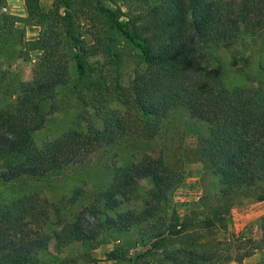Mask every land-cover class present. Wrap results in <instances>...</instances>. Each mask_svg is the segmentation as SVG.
Masks as SVG:
<instances>
[{"label":"trees","instance_id":"1","mask_svg":"<svg viewBox=\"0 0 264 264\" xmlns=\"http://www.w3.org/2000/svg\"><path fill=\"white\" fill-rule=\"evenodd\" d=\"M123 1L139 11L124 12L118 0H52L50 11L45 13L40 0H25L29 15L39 19L36 45L42 53L40 79L20 91L13 105L0 107V160L4 164L0 181H39L85 159L87 155L80 151L99 147L103 134L118 131V117L106 119L102 132L88 116L93 139L75 131L42 146L34 139V133L62 109L59 87L67 86L74 78L72 59L78 78L93 77L87 75L88 64L82 58L119 57L114 45L117 34L139 51L143 66L125 84L118 61L107 62L103 65L109 78L107 89L121 93L127 108L136 113V122L153 135L160 121L177 107H184L192 118L208 126V134L199 139L195 150L196 160L218 178L219 189L212 197L204 195L201 199L207 209L204 222L224 225L236 205L249 200L264 202V84L227 89L207 65L215 50L238 45L244 31L264 28V0ZM5 3L0 0L1 16H5ZM83 19L90 23L85 31ZM85 35L93 39L92 45ZM146 179L151 180L152 187L142 209L101 219V211L92 204L78 216L89 214L93 222L76 226L66 223L49 236L51 211L59 213L60 209L47 198L30 194L0 202V264H40L50 238L58 252L74 243L92 250L104 244L108 231L128 230L166 218L165 202L185 175L162 159L149 156L137 164L115 169L113 184L102 194L105 209H118L123 204L118 198L121 192L132 190L133 195L140 181ZM76 199L77 196L73 201ZM164 222L161 226L167 228H160V239L152 248H157L166 235L179 236L187 229L186 221L180 218H173L170 224ZM261 230L262 236L249 240L250 247L236 254L235 261L242 263L264 249V217ZM222 257L218 251L180 250L169 260L173 264H217ZM107 258L116 261L121 254L113 250Z\"/></svg>","mask_w":264,"mask_h":264},{"label":"rangeland","instance_id":"2","mask_svg":"<svg viewBox=\"0 0 264 264\" xmlns=\"http://www.w3.org/2000/svg\"><path fill=\"white\" fill-rule=\"evenodd\" d=\"M218 1L233 3L235 0ZM5 2L2 13L6 17L0 14V107L13 105L20 91L39 81L42 54L36 45L40 34L39 19L29 15L25 0ZM40 2L43 12L48 13L52 0ZM118 6L124 12L139 11L138 7L128 6L123 0H118ZM82 22L86 24L85 31L90 23L84 19ZM114 37L115 52L119 57L109 56L106 60L82 58L88 64L87 75L93 77L78 78L77 65L72 59L70 66L74 78L67 86L59 87L62 109L49 117L43 129L34 133V139L42 146L74 131L83 132L93 139L94 131L88 129V116H92L97 130L102 132L106 119L118 117L119 121L115 123L118 131L103 134L99 147L80 151L87 155L85 159L39 181H0V202L31 194L40 199L47 198L57 205L60 212L51 211L48 236L66 223L76 226L82 222H93L89 214L78 216L80 211L92 204L98 206L101 219L108 216L117 218L133 209L143 208L152 182L147 179L140 181L138 191L133 195L132 190L121 192L118 198L123 204L108 212L102 194L113 184L115 169L137 164L146 156L162 159L185 175L184 181L165 202L163 214L168 220L163 217L158 222L131 226L128 230L108 231L104 244L92 250L74 243L58 252L54 239L50 238L48 249L41 254L40 264H173L169 258L180 250L218 251L223 257L217 264H239L235 261L236 254H242L250 247L249 240L262 236L264 202L249 200L236 205L224 225L204 222L207 209L201 199L204 195L212 197L219 189L218 178L196 160L195 150L199 139L208 134V126L192 118L184 107H177L160 121L155 135L151 130L145 131L136 122V113L124 104L125 97L107 89L109 78L103 68L107 62L118 61L125 84L143 66L139 51L120 35L114 34ZM85 38L89 45L93 44L90 35H85ZM214 54L207 68L227 89L256 88L264 84V28L254 32L244 31L238 45L219 48ZM112 138L114 141H111ZM2 169L4 164L0 160V171ZM75 196L77 199L73 201ZM173 218L186 221L185 232L179 236L168 234L159 241L157 248H152L160 239L157 232L160 228H167L166 225L161 226L163 220L170 224ZM117 249L121 258L109 260L108 253Z\"/></svg>","mask_w":264,"mask_h":264},{"label":"crops","instance_id":"3","mask_svg":"<svg viewBox=\"0 0 264 264\" xmlns=\"http://www.w3.org/2000/svg\"><path fill=\"white\" fill-rule=\"evenodd\" d=\"M264 262V250L257 251L253 256L239 264H262Z\"/></svg>","mask_w":264,"mask_h":264}]
</instances>
